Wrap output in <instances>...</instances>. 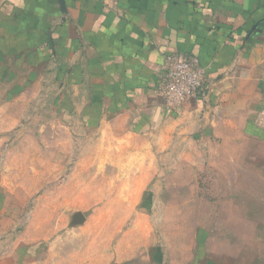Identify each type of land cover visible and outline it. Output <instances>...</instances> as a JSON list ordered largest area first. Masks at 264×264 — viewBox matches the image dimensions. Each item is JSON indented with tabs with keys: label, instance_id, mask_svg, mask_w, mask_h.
Wrapping results in <instances>:
<instances>
[{
	"label": "rangeland",
	"instance_id": "obj_1",
	"mask_svg": "<svg viewBox=\"0 0 264 264\" xmlns=\"http://www.w3.org/2000/svg\"><path fill=\"white\" fill-rule=\"evenodd\" d=\"M48 75L0 68L4 264H264V145L186 120L128 131Z\"/></svg>",
	"mask_w": 264,
	"mask_h": 264
},
{
	"label": "crops",
	"instance_id": "obj_2",
	"mask_svg": "<svg viewBox=\"0 0 264 264\" xmlns=\"http://www.w3.org/2000/svg\"><path fill=\"white\" fill-rule=\"evenodd\" d=\"M174 54L198 59L207 83L169 109L158 87ZM0 68L33 84L50 72L62 101L127 118L128 131L150 135L186 120L180 132L264 145V0H0ZM204 253V264H216Z\"/></svg>",
	"mask_w": 264,
	"mask_h": 264
},
{
	"label": "built area",
	"instance_id": "obj_3",
	"mask_svg": "<svg viewBox=\"0 0 264 264\" xmlns=\"http://www.w3.org/2000/svg\"><path fill=\"white\" fill-rule=\"evenodd\" d=\"M165 61L158 96L167 108H181L203 95L207 80L198 59L188 54H174Z\"/></svg>",
	"mask_w": 264,
	"mask_h": 264
},
{
	"label": "water",
	"instance_id": "obj_4",
	"mask_svg": "<svg viewBox=\"0 0 264 264\" xmlns=\"http://www.w3.org/2000/svg\"><path fill=\"white\" fill-rule=\"evenodd\" d=\"M61 1V0H60Z\"/></svg>",
	"mask_w": 264,
	"mask_h": 264
}]
</instances>
